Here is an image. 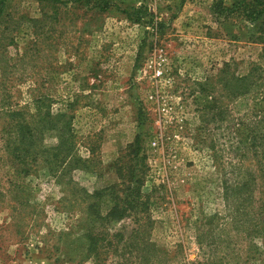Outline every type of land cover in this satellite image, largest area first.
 I'll return each mask as SVG.
<instances>
[{
    "label": "rangeland",
    "instance_id": "rangeland-1",
    "mask_svg": "<svg viewBox=\"0 0 264 264\" xmlns=\"http://www.w3.org/2000/svg\"><path fill=\"white\" fill-rule=\"evenodd\" d=\"M232 2L4 1L0 264H141L138 239L129 257L83 255L87 204L120 209L137 178L171 264H264V179L247 138L264 102L234 100L222 81L264 64L263 44L256 23L223 9ZM105 187L100 204L88 198ZM125 223L136 226L110 220L109 237Z\"/></svg>",
    "mask_w": 264,
    "mask_h": 264
},
{
    "label": "trees",
    "instance_id": "trees-1",
    "mask_svg": "<svg viewBox=\"0 0 264 264\" xmlns=\"http://www.w3.org/2000/svg\"><path fill=\"white\" fill-rule=\"evenodd\" d=\"M4 1L5 0H0V14L3 12L2 7ZM223 9L231 12H239L243 17L245 16L248 21L257 24L255 31L258 34L255 33V36L256 40L263 44L262 58L264 59V18L262 19L264 15V0H233L231 6H225ZM260 19H262V21L259 22ZM257 21L259 23H257ZM253 67L254 68L248 76L240 77L235 76L233 73V75L225 76L222 79L229 97L234 100L237 99L238 101L239 99H244L251 95L257 101L264 102V77L259 73L260 70H262V72L264 71V69H262L264 68V64H254ZM227 112V107L220 105V122H222ZM248 121L247 127L249 132L247 138H251V147H254L255 151H257L258 170L261 172V179H264V112L257 114L252 113V116L248 117ZM18 129L21 131L22 137L24 138H28L27 132L32 130L31 127L23 123L19 125ZM54 129L57 130L58 128L54 127ZM59 131L61 130L59 129ZM70 137H72V135L67 134L66 139H63V135L60 134V142H57L55 147L56 151L62 149L66 151L67 155L70 154L72 149L71 142L68 139ZM51 157V161L53 162L55 158L54 156ZM55 162L57 166L60 167L63 161L56 155ZM135 183L136 185L134 187L127 185L126 190L123 191L122 197H124V205H122L120 209H115L114 207L108 208L107 206L106 209L100 210V208H95L94 203L89 202L87 204L86 209L88 218L85 217L84 222L88 224V227L83 233V237H85L87 244H89L88 247L84 249L85 252H83L86 258L93 257L97 261H104V255L109 253L114 247H116L114 252L118 254L117 256L122 258L126 256L129 257L132 255L133 250H127V248H131L132 244L135 243V239H138L140 245V255L138 259L141 260V264H171L169 251L165 247L159 246L150 240L148 228L150 224H152V221L148 212L150 211L152 200L150 195H147L143 190L144 183L142 179L137 178ZM225 187L229 189L233 188L230 185H226ZM108 190L109 188L105 187L101 191H95L91 194H87V196L90 199H96V202L100 204V201L106 197ZM91 213H95L94 218H92ZM132 214H135L136 217H133ZM114 218L122 219L124 222L130 219L136 226L127 229L128 224L125 223L124 231L116 234L113 233L114 239H111L106 228L110 224V220ZM98 219L104 222V225L103 230L96 233L95 225ZM90 223L93 224L90 225ZM117 238L124 242V248H117L115 245L118 241ZM126 260H128V258H126Z\"/></svg>",
    "mask_w": 264,
    "mask_h": 264
}]
</instances>
